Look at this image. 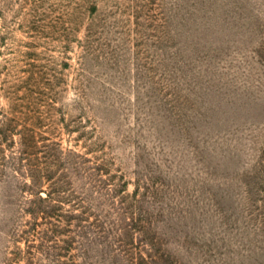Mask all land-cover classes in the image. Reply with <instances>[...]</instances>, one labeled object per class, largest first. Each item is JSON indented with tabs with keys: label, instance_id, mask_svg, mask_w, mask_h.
I'll list each match as a JSON object with an SVG mask.
<instances>
[{
	"label": "rangeland",
	"instance_id": "obj_1",
	"mask_svg": "<svg viewBox=\"0 0 264 264\" xmlns=\"http://www.w3.org/2000/svg\"><path fill=\"white\" fill-rule=\"evenodd\" d=\"M0 264H264V0H0Z\"/></svg>",
	"mask_w": 264,
	"mask_h": 264
}]
</instances>
